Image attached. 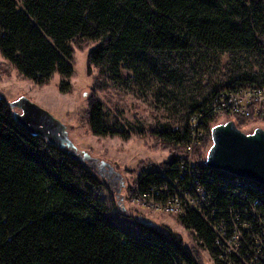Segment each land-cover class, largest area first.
Wrapping results in <instances>:
<instances>
[{
  "label": "trees",
  "instance_id": "obj_1",
  "mask_svg": "<svg viewBox=\"0 0 264 264\" xmlns=\"http://www.w3.org/2000/svg\"><path fill=\"white\" fill-rule=\"evenodd\" d=\"M82 40L96 43L88 63L98 70L97 90L91 92L83 116L89 131L102 138H129L114 128L108 115L105 101H111L107 93L113 85L144 94L150 90L157 100L168 93L183 100L197 88H186L182 75L197 74L221 56L256 60V72H241L206 88L196 94L188 116L156 132L174 149L161 165L170 179L179 177L178 165L185 162L180 154L190 144L192 116L224 90L264 89V0H0V53L20 79L43 86L58 74L63 79L60 91L70 93L66 80L75 74L72 43ZM0 68L6 70L3 64ZM125 71L129 75L123 78ZM98 90L106 91V100ZM14 112L1 98L0 264H200L182 237L170 230L141 223L140 235L133 236L111 221L108 204L96 195L102 183L93 171L68 149L28 133ZM221 117L240 127L248 122L227 114L204 118L206 133L194 151L198 159ZM201 167L208 169L204 163ZM145 177L141 182L149 184L142 191L160 186L155 175ZM198 183L217 197L219 210H244L221 192L222 180L211 184L202 178ZM177 221L195 246L223 264L214 248L215 232L204 216L187 210Z\"/></svg>",
  "mask_w": 264,
  "mask_h": 264
},
{
  "label": "rangeland",
  "instance_id": "obj_2",
  "mask_svg": "<svg viewBox=\"0 0 264 264\" xmlns=\"http://www.w3.org/2000/svg\"><path fill=\"white\" fill-rule=\"evenodd\" d=\"M72 46L74 48L72 65L75 74L70 80H66L72 86L70 93L60 91L59 85L63 79L58 74L54 75L49 84L43 86L20 79L0 53V65L3 64L7 70L0 68V99L4 98L9 103L22 96L28 97L65 124L69 138L79 152L88 153L96 158L98 166L102 161L110 164L114 171L122 175L124 187L121 189L120 196L117 197L114 189L106 186L105 181L93 172L102 183L98 186L96 195L108 204L106 216L111 221L133 236L140 235L141 223L161 231L170 230L182 237L184 246L193 251L200 264H216L215 258L209 252L195 246L191 235L179 225L178 215L133 205L128 198L131 193L130 188L135 185L137 174L142 169L151 165L161 167L173 154L174 149L164 145L156 132L173 120L188 116V108L197 98L196 94L202 93L206 88L217 85L219 82H225L228 78L239 77L241 72L255 69L256 60L251 62L254 59L252 57L251 61L247 62L241 59L230 60L228 56H221L218 62L209 64L210 67L199 70L197 74L182 75L186 88L190 86L192 89L197 88L193 96L182 98L183 100L171 93L157 100L150 90L144 94V92H138L137 88L128 90L124 86H121L122 89L113 85V90L107 93L111 99L108 101L105 97L106 91L98 90L99 96L106 100L105 104L110 111L108 115L115 123L114 128L119 130L118 132H126L129 135L128 139H123L119 135L102 138L89 131L83 116L88 108L91 92H96L98 70L90 67L88 63L89 53L96 43L82 40L78 43L73 42ZM128 75L129 73L125 71L122 76L125 78ZM187 100L189 103L183 104V101ZM118 110L122 113L120 114ZM229 120L221 117L216 124ZM238 127L245 133H251L256 128L264 129V120L253 119ZM210 146L211 143L203 152H198V157H203L201 158L204 159L203 162ZM178 152L181 153L182 149ZM117 186L119 187V184Z\"/></svg>",
  "mask_w": 264,
  "mask_h": 264
},
{
  "label": "built area",
  "instance_id": "obj_3",
  "mask_svg": "<svg viewBox=\"0 0 264 264\" xmlns=\"http://www.w3.org/2000/svg\"><path fill=\"white\" fill-rule=\"evenodd\" d=\"M214 114H227L247 121L264 120V89L224 90L206 108L192 116L190 144L180 154L185 162L178 165L179 177L170 179L166 166L151 165L142 169L137 174L135 185L131 186V203L166 214L182 215L187 210L196 211L213 228L216 236L214 248L223 264H264V185L213 173L202 168L204 160L194 155L195 147L206 133L202 128L204 118ZM149 175L158 177L160 186L151 185L148 190L142 191L141 186L149 183L141 181ZM202 178L211 184L216 179L222 180L221 192L232 196L244 210H219L216 207L217 197L210 195L198 183ZM231 187L232 193H229ZM249 205L250 208L245 209Z\"/></svg>",
  "mask_w": 264,
  "mask_h": 264
},
{
  "label": "water",
  "instance_id": "obj_4",
  "mask_svg": "<svg viewBox=\"0 0 264 264\" xmlns=\"http://www.w3.org/2000/svg\"><path fill=\"white\" fill-rule=\"evenodd\" d=\"M9 106L16 110V122L28 133L42 136L48 143L68 149L74 158L84 162L103 181L110 179L107 186L112 188L114 185L117 197L120 196L124 184L122 175L114 171L110 164L102 161L98 166L96 158L79 152L61 120L25 96L9 102ZM204 164L208 169L264 185V129L256 128L251 133H245L234 120L216 124L211 129V146Z\"/></svg>",
  "mask_w": 264,
  "mask_h": 264
},
{
  "label": "flooded vegetation",
  "instance_id": "obj_5",
  "mask_svg": "<svg viewBox=\"0 0 264 264\" xmlns=\"http://www.w3.org/2000/svg\"><path fill=\"white\" fill-rule=\"evenodd\" d=\"M106 179H107V178H106ZM108 180H110V179H108ZM102 181H103V180H102ZM107 182L110 183L109 181H106V180H105V184H106ZM103 183H104V182H103ZM108 185H109V184H108ZM106 186H107V184H106ZM123 187H124V185H123ZM123 187H122V189H123ZM112 188L114 189L113 191H115L114 185L112 186Z\"/></svg>",
  "mask_w": 264,
  "mask_h": 264
},
{
  "label": "bare ground",
  "instance_id": "obj_6",
  "mask_svg": "<svg viewBox=\"0 0 264 264\" xmlns=\"http://www.w3.org/2000/svg\"><path fill=\"white\" fill-rule=\"evenodd\" d=\"M97 175V174H96Z\"/></svg>",
  "mask_w": 264,
  "mask_h": 264
}]
</instances>
